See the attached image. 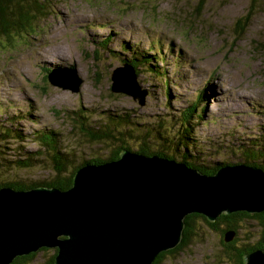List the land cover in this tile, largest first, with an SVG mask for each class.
<instances>
[{
    "label": "rangeland",
    "instance_id": "rangeland-1",
    "mask_svg": "<svg viewBox=\"0 0 264 264\" xmlns=\"http://www.w3.org/2000/svg\"><path fill=\"white\" fill-rule=\"evenodd\" d=\"M46 8L34 32L15 40L0 36V124L11 129V136L26 137L23 144L14 137L0 144L6 166L2 180L31 184L53 176L48 161L28 169L10 163L22 149L40 151L45 160L36 137L44 128L60 133L61 148L76 165L107 157V147L80 135L74 120L79 110L96 113L91 123L112 113L130 115L133 134L142 139L139 134L148 130L155 140L150 146L162 149L156 132L176 134L179 115L200 91L204 98L196 107L200 119L193 125V146L203 154L193 153L192 161L244 163L249 146L264 167V159L258 161L264 152L254 149H264V0H47ZM245 16L248 27L238 37L235 26ZM106 38L111 39L108 46L102 42ZM131 51L149 52L155 60L151 66L158 67V72L139 69L138 83L149 92L145 105L111 91L112 74ZM47 70L58 78L82 79L79 92L50 84ZM171 156L181 162V153ZM247 220L238 239L252 245L260 229ZM195 221L190 245L163 264H227L221 233ZM37 253L33 264H45L55 250Z\"/></svg>",
    "mask_w": 264,
    "mask_h": 264
},
{
    "label": "water",
    "instance_id": "water-1",
    "mask_svg": "<svg viewBox=\"0 0 264 264\" xmlns=\"http://www.w3.org/2000/svg\"><path fill=\"white\" fill-rule=\"evenodd\" d=\"M53 86L79 92L82 79L58 78ZM111 91L145 105L135 69L112 74ZM264 212V169L244 163L220 166L213 175L158 155L121 152L117 160L85 164L67 190L0 187V264L42 249L57 250L54 264H154L183 239L186 218ZM234 240L227 232L224 241ZM264 264V251L244 256Z\"/></svg>",
    "mask_w": 264,
    "mask_h": 264
},
{
    "label": "trees",
    "instance_id": "trees-1",
    "mask_svg": "<svg viewBox=\"0 0 264 264\" xmlns=\"http://www.w3.org/2000/svg\"><path fill=\"white\" fill-rule=\"evenodd\" d=\"M46 2L47 0H0V36L5 39H14L22 35L24 32H28L31 30L34 32L33 28L36 25L37 18L39 15H44L46 13ZM248 16L242 17L236 23V34L238 37H242L245 34V29L248 27ZM111 39L106 38L102 42H105L104 46H108ZM126 48V46L124 47ZM123 48V49H124ZM127 49V48H126ZM130 58L126 57L121 59L122 63H128L133 66L135 69L136 75L139 76V69H144L150 67L151 72H158L155 68L157 66L153 65L154 58L149 54V52L145 54L137 53L135 51H131ZM126 53V52H121ZM135 54V55H134ZM132 55V56H131ZM158 60V59H157ZM51 70H47L46 74H49ZM48 76V75H47ZM48 78V77H47ZM198 98V99H197ZM197 100L191 104L189 108L184 109L181 114L179 115L178 120V129L176 130V134H167L163 129V131H157L156 137L162 141L161 146L162 149L152 148L150 146V140H153L152 135L149 136V131L146 130L145 134H139L147 138L139 139L137 133L134 132L133 134V121L131 116L124 115V114H115L112 113L107 117L98 116L99 121L90 122V118L94 117L96 113H92L90 109H86L85 112L79 110L74 115V120L76 122V126L79 128V133L81 136L84 137L85 140L89 142H94L99 144V147L103 145L107 147L108 155L104 158H92L89 160L79 161L76 163H72V156L64 151L61 148V140H60V133L55 132L54 130L42 129L39 130L36 137L38 138V142L41 145V149H44L45 152V160H42L39 157L40 151L33 153V152H24L22 150H16V156L13 161L10 163L13 164L12 168L16 169H28L32 167L34 164H41L43 161H48L52 165V173L53 176L43 182H36L28 184L23 180H13V181H6L5 179L2 180L0 178V187H13L17 190H26L32 189L36 187H48V188H59L62 190H67L72 186L73 177L75 172L85 164H103L108 161L117 160L123 151H131L136 152L139 154H143L146 156H153L158 155L160 157H165L169 159H175V153H181L182 159L179 160L183 163H186L188 166L198 169L204 174L213 175L217 172L220 166H225L229 164H220L216 163L211 166L209 165H196L192 161V154L196 153L202 155V151L198 150L194 152V124L195 119H200L197 115V105L199 104V100L204 98V92H199V96H197ZM111 113V112H107ZM17 121L12 122V127ZM10 130L7 127H4L0 124V144L5 142L7 139H12L14 137L15 143L23 144L26 141V137L24 138L22 135L15 134L14 136L10 135ZM18 130V129H17ZM193 139V141H191ZM138 142V146H135ZM155 141V140H153ZM136 143L135 145H132ZM182 147L184 150L182 151ZM252 148V147H251ZM249 146H246V151L244 152V164H248L251 166H257L259 168L264 169L263 166L259 165L257 161L254 159V150H252ZM19 149V146H18ZM260 154L264 152L262 147L256 148ZM2 152V151H0ZM170 152L171 154H168ZM20 153V154H18ZM253 157V158H252ZM264 159L260 157L258 159L259 162ZM188 160V161H187ZM250 160V162H249ZM5 158L0 154V176H4L2 174V169H5L6 166L4 165ZM8 163V164H10ZM245 219H249L246 222L253 220L259 231V239L258 242L254 247L250 248L248 245L249 242H246L245 245L236 248L238 245L233 244L240 235V230L245 232V228L242 226L243 221ZM195 220L204 221L207 226L215 231L220 232L222 239L221 244L222 248H225V262L227 264H238V259L241 260L244 256L254 250L256 248H263L264 247V212L260 214H248L246 212H237L230 215H222L220 216L216 222L210 223L204 216L201 215H190L186 218V226L183 233V238L179 247L174 250L163 252L158 256L157 263L154 264H163L165 260L175 255L179 250H183L185 247L189 246L192 242L191 238L195 234L194 232V222ZM245 222V223H246ZM242 228V229H241ZM227 232H234V240L230 243H226L224 241V236ZM250 233V232H249ZM246 238H250V236H246ZM48 251V249H42L41 251ZM57 250L55 253L45 262V264H54V259L56 256ZM37 254L39 253H32L26 256L17 257L12 264H33L37 258ZM243 264V263H240Z\"/></svg>",
    "mask_w": 264,
    "mask_h": 264
},
{
    "label": "flooded vegetation",
    "instance_id": "flooded-vegetation-1",
    "mask_svg": "<svg viewBox=\"0 0 264 264\" xmlns=\"http://www.w3.org/2000/svg\"><path fill=\"white\" fill-rule=\"evenodd\" d=\"M183 238H185V237H183ZM258 242V240H256L255 242H252V245L250 244V248L251 247H254L255 245H256V243ZM245 241H240L238 238L235 240V241H233V244H235V245H238L236 248H239L240 246H243V245H245ZM181 244V243H180ZM179 244V245H180ZM179 245H178V247H179ZM240 245V246H239ZM249 245V244H248ZM185 248H187V247H185ZM255 250H263L264 251V247L263 248H256V249H254V250H251V252H253V251H255ZM180 251V250H179ZM178 251V252H179ZM251 252H249V253H251ZM248 254V253H247ZM157 261H158V257H157V259H156V263H157ZM238 264H240V263H243L244 264V258L243 259H241V260H239L238 259V262H237Z\"/></svg>",
    "mask_w": 264,
    "mask_h": 264
},
{
    "label": "bare ground",
    "instance_id": "bare-ground-1",
    "mask_svg": "<svg viewBox=\"0 0 264 264\" xmlns=\"http://www.w3.org/2000/svg\"><path fill=\"white\" fill-rule=\"evenodd\" d=\"M101 17V16H100ZM234 236H235V234H234Z\"/></svg>",
    "mask_w": 264,
    "mask_h": 264
}]
</instances>
